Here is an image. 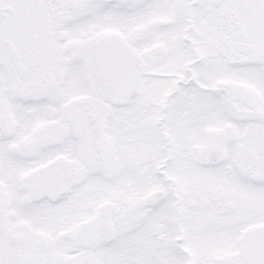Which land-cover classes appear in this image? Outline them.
<instances>
[{
  "label": "snow or ice",
  "instance_id": "snow-or-ice-1",
  "mask_svg": "<svg viewBox=\"0 0 264 264\" xmlns=\"http://www.w3.org/2000/svg\"><path fill=\"white\" fill-rule=\"evenodd\" d=\"M0 264H264V0H0Z\"/></svg>",
  "mask_w": 264,
  "mask_h": 264
}]
</instances>
